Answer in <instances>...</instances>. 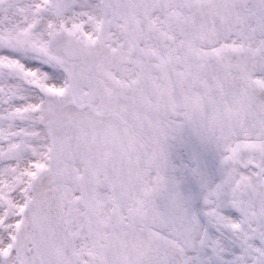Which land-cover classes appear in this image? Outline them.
I'll return each instance as SVG.
<instances>
[{
	"label": "snow or ice",
	"instance_id": "obj_1",
	"mask_svg": "<svg viewBox=\"0 0 264 264\" xmlns=\"http://www.w3.org/2000/svg\"><path fill=\"white\" fill-rule=\"evenodd\" d=\"M0 264H264V0H0Z\"/></svg>",
	"mask_w": 264,
	"mask_h": 264
}]
</instances>
